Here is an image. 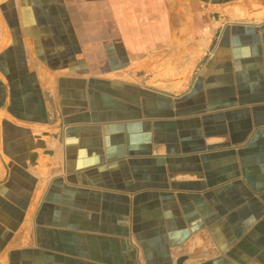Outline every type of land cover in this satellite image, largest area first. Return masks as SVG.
<instances>
[{"label": "crops", "instance_id": "obj_1", "mask_svg": "<svg viewBox=\"0 0 264 264\" xmlns=\"http://www.w3.org/2000/svg\"><path fill=\"white\" fill-rule=\"evenodd\" d=\"M0 264H264V0H0Z\"/></svg>", "mask_w": 264, "mask_h": 264}, {"label": "rangeland", "instance_id": "obj_2", "mask_svg": "<svg viewBox=\"0 0 264 264\" xmlns=\"http://www.w3.org/2000/svg\"><path fill=\"white\" fill-rule=\"evenodd\" d=\"M199 40H201L203 43L205 42V40L207 39L206 38V33L207 32H205V28L203 27V29L202 30H199ZM208 33H209V31H208Z\"/></svg>", "mask_w": 264, "mask_h": 264}]
</instances>
